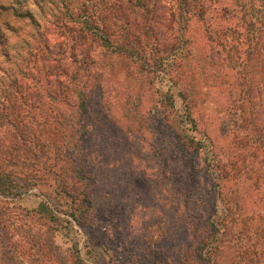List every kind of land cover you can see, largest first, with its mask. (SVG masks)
Here are the masks:
<instances>
[{"label":"rangeland","instance_id":"374dc122","mask_svg":"<svg viewBox=\"0 0 264 264\" xmlns=\"http://www.w3.org/2000/svg\"><path fill=\"white\" fill-rule=\"evenodd\" d=\"M183 2L0 0V166L27 187L0 194V264H203L224 165L264 257V0ZM63 67L92 94L70 147Z\"/></svg>","mask_w":264,"mask_h":264},{"label":"trees","instance_id":"16d2710c","mask_svg":"<svg viewBox=\"0 0 264 264\" xmlns=\"http://www.w3.org/2000/svg\"><path fill=\"white\" fill-rule=\"evenodd\" d=\"M182 5H183V14L186 15L191 11H193L194 9H196V6L192 4L190 0H184ZM102 41L104 43H108L109 39L102 38ZM44 48H45V54H47L48 56L55 55V57H57V55L60 54V56L63 57H61L59 60H61V62L66 60L64 51L62 52L57 51V53L54 54L53 48L49 44H45ZM121 53L129 54V52L127 51ZM83 71H87V70L80 67L75 68L72 71L65 67L59 70V75H61V78L62 77L66 78L65 81L61 80L60 82H57V84L58 87L60 88L58 92H60L61 97H64L63 100L60 101L64 102V107H65L64 110L65 112L63 114L64 115L63 119L65 120L64 121L65 123L63 127L66 126L68 128V129L66 128L67 134L65 137V142L66 145H69V147L73 142V137L75 136V133H77L80 130L77 128L78 127L81 128L83 117L85 118L86 116L87 103L89 102L87 101L88 100L87 96L89 97L92 95V94L88 95V93L86 92L85 85L87 84L86 78H88V75L85 74L83 75ZM32 80H36V79H32ZM37 81L40 83V80ZM99 88H101L100 85H98V89ZM45 92H47L49 98L54 100V102H58L59 100L58 97L54 96V93L52 91L49 90ZM70 96H73L72 103L67 102L68 99H70ZM77 113L78 115H76ZM79 138H80L79 140L83 141L85 135L80 136ZM220 171L223 172L224 177L220 172L219 173V203L225 204V214L220 215V211H219V215H218V211L215 210L213 216L209 218L208 233L205 237H203L200 240V245H199L200 253L199 254L197 253L198 254L197 258L199 262H202L203 264H222V259L224 257V254L229 253V250L231 251L233 249V246H236L235 248L237 249L238 248H240V250L243 249L242 251L243 255L240 257L241 260H239L238 262L230 261L227 264H264V257H259V256L253 257L250 256V254L248 253L249 250L248 248L250 245L249 242L251 241V235L250 232H247L246 230L247 223L245 224L242 223V225H240V223L237 224L234 219H232L233 220L232 222L229 221V218L233 217V215L235 214L234 211H236V207L232 204L230 197L225 193V191L228 190L225 180H227L228 176L229 175L231 176L232 174L226 171L225 165H224V170L223 171L220 170ZM259 172L261 177L263 176L262 184L264 186V165L259 168ZM12 176L13 175L9 171L7 172L4 171L0 166V194H3L5 196L16 194L19 196L21 195V193H19L20 190L27 191V187L25 186V184H21V185L16 184L12 179L14 178ZM258 189L262 190L260 184L258 185ZM227 193H229V190ZM242 195L245 197L246 200L247 197L243 193ZM243 205L245 206V209H247L246 204ZM72 216L74 217L76 215L73 214ZM263 256H264V251H263ZM180 264H188V263L184 261L182 262L181 260Z\"/></svg>","mask_w":264,"mask_h":264}]
</instances>
